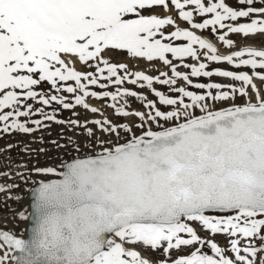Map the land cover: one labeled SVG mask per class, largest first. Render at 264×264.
Segmentation results:
<instances>
[{"label": "snow or ice", "instance_id": "6c2138e0", "mask_svg": "<svg viewBox=\"0 0 264 264\" xmlns=\"http://www.w3.org/2000/svg\"><path fill=\"white\" fill-rule=\"evenodd\" d=\"M233 3L0 0V136L59 161L16 165L40 179L0 223V264H264V39L244 43L264 38V0ZM53 124L76 138L46 140Z\"/></svg>", "mask_w": 264, "mask_h": 264}, {"label": "rangeland", "instance_id": "374dc122", "mask_svg": "<svg viewBox=\"0 0 264 264\" xmlns=\"http://www.w3.org/2000/svg\"><path fill=\"white\" fill-rule=\"evenodd\" d=\"M228 2L233 3V0H228ZM233 6H235L234 3H233ZM157 11L162 13L163 10L157 9ZM181 26H184L183 23H181ZM171 30L172 29H169V31ZM260 39H264V38H256L255 40L250 38L248 41L244 43L252 44L253 46H260L259 44ZM220 50L221 52H225V49L223 48H221ZM111 59L114 62H129L128 58L120 54L119 52H113L111 54ZM156 69H159L161 71L168 70L160 63H156L155 67H153V65L147 62H143V61L139 63L138 68L136 70H144L148 74L156 75L158 74L156 72ZM80 70H85V69H83L81 66ZM180 70L184 71L185 69L181 68ZM212 80L215 82H219V83H229V81L224 80L223 78H219V77H213ZM201 82L207 83L210 81L208 80V78H201ZM45 89H47V85H45ZM160 90L166 91V88H161ZM197 91H200V90H197ZM145 94H148V93H145ZM149 98L152 99L153 97L149 95ZM92 103H94L95 106H98V107L101 106L99 103L95 101H93ZM130 106L132 110H143L139 101L130 100ZM76 111L80 113L81 120H84V119L90 120V119L98 118L96 116H93V114L91 113H85L84 110L79 109V108ZM105 112H106V115L110 119H112L114 122H117V123L127 122V120H120L116 116H114L112 109L110 108L106 109ZM59 118L67 120L69 118H75V117H72L71 111L64 110L60 113ZM62 130L65 131L64 139L60 138V133L62 132ZM40 135L41 133L34 134L35 137H39ZM43 135L45 136L46 140L61 139V143H64L68 136H72L73 138H76L75 133L67 132L64 126L55 125V124H53L50 129L46 130L43 133ZM98 135L102 136V134H99V133ZM80 139L82 140L83 137H80ZM9 144L16 145V147H13L10 151H4L0 153V171L9 170L7 167V165L9 164L7 157H11L12 159H11V169L10 170L13 175L11 178L0 177V184L14 183V184L19 185V187L14 189L12 193L10 194L13 196H20L22 199L19 201L8 199L7 197L9 193H0V223L4 222L5 217H8L9 221H11L12 214L9 210L10 208L11 209H22L26 207L23 205V201H24L25 196L29 192L28 190L32 187V181L40 179L35 174L30 173L27 169H24L22 167L18 168L16 167V165L17 164L23 165L27 163L31 166V165H35L38 163L40 166H52V165L58 164L59 162L57 159H55V157L58 155L55 149H53L51 152L47 154H37V153L29 154V153L22 151V149L25 146H28L32 149H35L41 146L38 142L33 143V136H27V135L18 134V133H13L11 135L4 134L0 136V149H6ZM44 146L51 147L50 145H47V144ZM59 155L62 156L63 153L61 152L59 153ZM73 155H75V153H73ZM18 172H23L25 174V178L30 177V179L28 180V183H25L24 179L16 175V173ZM22 226L23 225L21 224H17L15 227V230L17 232L23 231L24 229L22 228ZM217 239L220 241L221 245L225 244V240L223 237H217ZM144 255L146 257L155 258L151 253H148V252H144Z\"/></svg>", "mask_w": 264, "mask_h": 264}, {"label": "water", "instance_id": "95a60500", "mask_svg": "<svg viewBox=\"0 0 264 264\" xmlns=\"http://www.w3.org/2000/svg\"><path fill=\"white\" fill-rule=\"evenodd\" d=\"M30 201H31V195H30V193L28 192V194L25 196V198H24V201H23V205L24 206H28V204L30 203ZM22 228H23V226H22ZM24 229V228H23Z\"/></svg>", "mask_w": 264, "mask_h": 264}, {"label": "bare ground", "instance_id": "6f19581e", "mask_svg": "<svg viewBox=\"0 0 264 264\" xmlns=\"http://www.w3.org/2000/svg\"><path fill=\"white\" fill-rule=\"evenodd\" d=\"M77 68L80 69V68H81V65L78 64V65H77Z\"/></svg>", "mask_w": 264, "mask_h": 264}]
</instances>
